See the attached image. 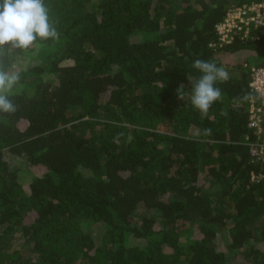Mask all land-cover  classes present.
Instances as JSON below:
<instances>
[{
    "label": "trees",
    "instance_id": "obj_1",
    "mask_svg": "<svg viewBox=\"0 0 264 264\" xmlns=\"http://www.w3.org/2000/svg\"><path fill=\"white\" fill-rule=\"evenodd\" d=\"M253 1L44 0L58 38L0 55L37 61L0 113V264H264L249 58L231 59L264 64V37L215 31ZM196 59L229 73L207 116Z\"/></svg>",
    "mask_w": 264,
    "mask_h": 264
},
{
    "label": "clouds",
    "instance_id": "obj_2",
    "mask_svg": "<svg viewBox=\"0 0 264 264\" xmlns=\"http://www.w3.org/2000/svg\"><path fill=\"white\" fill-rule=\"evenodd\" d=\"M53 38H58V32L50 22L44 0H0V55L7 48L26 50L38 40ZM192 67L201 75L191 84V104L203 116H207L212 105L221 98V89L215 86L216 83L226 82L229 73L223 66L202 59L194 60ZM19 79V75L6 72L0 66V113L12 114L17 111L10 95ZM183 89V84L177 89L180 99Z\"/></svg>",
    "mask_w": 264,
    "mask_h": 264
},
{
    "label": "built area",
    "instance_id": "obj_3",
    "mask_svg": "<svg viewBox=\"0 0 264 264\" xmlns=\"http://www.w3.org/2000/svg\"><path fill=\"white\" fill-rule=\"evenodd\" d=\"M218 43L226 45L235 39L246 42L264 37V0L250 3L231 4L221 21L216 23ZM249 74V87L253 95L248 104V127L256 133V139L247 142L251 162L260 166L253 179L264 178V64L244 62Z\"/></svg>",
    "mask_w": 264,
    "mask_h": 264
},
{
    "label": "rangeland",
    "instance_id": "obj_4",
    "mask_svg": "<svg viewBox=\"0 0 264 264\" xmlns=\"http://www.w3.org/2000/svg\"><path fill=\"white\" fill-rule=\"evenodd\" d=\"M246 57L249 58L248 60L251 63H258V62L262 61V59H263V55H257L256 56L251 50L250 51H241V52H237V53H234L231 55V59L233 61H236V62H240L243 59H245ZM36 62H37L36 60L30 59L26 56L17 57L11 66V69L13 68L12 73H17V72L20 73L21 71L28 69V67L36 64ZM21 162H24V161H21ZM200 182L201 183L205 182L202 177H201ZM236 261L237 260L234 261V264H239Z\"/></svg>",
    "mask_w": 264,
    "mask_h": 264
}]
</instances>
